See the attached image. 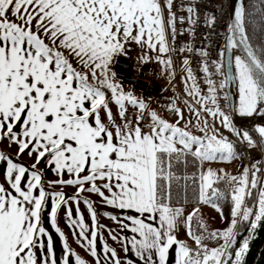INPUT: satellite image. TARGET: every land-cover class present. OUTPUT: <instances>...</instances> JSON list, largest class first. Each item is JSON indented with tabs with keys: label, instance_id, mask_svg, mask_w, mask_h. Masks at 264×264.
I'll return each mask as SVG.
<instances>
[{
	"label": "snow or ice",
	"instance_id": "1",
	"mask_svg": "<svg viewBox=\"0 0 264 264\" xmlns=\"http://www.w3.org/2000/svg\"><path fill=\"white\" fill-rule=\"evenodd\" d=\"M230 5L225 42L213 59L218 16L206 0H180L186 16H177L174 0H0V141L15 145L14 154L0 150V264H87L58 226L61 207L76 243L95 264H122L102 235L98 248L103 226L87 198L91 229L85 223L79 207L83 192L116 210L102 214L132 233L119 239L125 253L130 245L142 264H169L170 256L172 264H244L250 241L264 224V182L258 175L264 125L241 129L232 117L264 114V0H230ZM177 19L180 34H189L179 47ZM201 22L209 31L201 33L196 47L192 41ZM178 54L183 93L191 98L183 105L195 117L198 134L188 127L192 119L180 126L185 117L179 97L166 105L175 117L170 120L151 108V97L125 90L119 73L129 61L137 72L156 63L158 74L171 83ZM193 54L206 89L191 66ZM216 74L222 77L218 83ZM230 84L238 91L235 102L226 91ZM202 113L212 117L211 127L206 117L201 121ZM254 148L262 153L259 159L251 155ZM22 155L30 163L21 161ZM246 157L249 163L236 175L203 166ZM48 173L55 178L46 180ZM221 181L227 191L216 186ZM58 185L73 186L75 194L66 195ZM189 202L210 205L222 219V203H228L227 226L209 230L199 215L193 223L197 208L185 216ZM182 226L195 247L181 238ZM205 241L217 243L210 247ZM123 264L136 261L125 256Z\"/></svg>",
	"mask_w": 264,
	"mask_h": 264
},
{
	"label": "rangeland",
	"instance_id": "2",
	"mask_svg": "<svg viewBox=\"0 0 264 264\" xmlns=\"http://www.w3.org/2000/svg\"><path fill=\"white\" fill-rule=\"evenodd\" d=\"M187 25V21H185ZM169 39H170V34H169ZM224 43V38L221 41V44ZM133 64H135V61H132ZM181 63H175V75L171 83L166 79V76H161L158 74L159 70V65L156 63L152 64H145L143 67H146L148 70L154 69L156 71L150 72L149 71V76L146 79H144L145 84H138V86L134 87L131 86L130 84H127L124 82V87L125 90H127L129 87L133 88V91L136 95H141L143 94V98L145 100H148L149 97H151V100L149 101L151 108L155 109L158 111L159 114L162 116L169 118L170 120H174V114L171 111H168L166 109V105L170 102V98L176 99L179 97V99H176L177 106L182 107L183 113H184V120L180 121V126H183L185 123L188 122L189 119H192L193 123L189 124L188 127L194 132L198 134V130L193 127V124L195 123V117H190L189 116V109L183 105V100L188 99L191 102L190 97H186V95L183 93V81L181 80V76L183 75V72L180 67ZM136 70V68H135ZM143 76V75H142ZM145 76V75H144ZM144 78V77H143ZM147 86V87H146ZM147 90V91H146ZM165 90L166 97L162 98L158 96L159 91ZM237 90V88H236ZM146 91V93H145ZM238 97V91L236 93V99ZM196 107H199V105H195ZM131 111V108H129ZM255 114L262 116L264 114H261L259 112H256ZM207 118L209 122V127H211L212 124V117L207 116L206 113L201 114V121H203ZM217 127H220L219 123L217 122ZM223 131V134L226 135L225 129L221 128V132ZM245 159L241 160L239 158H234L231 161L225 162V161H211V162H205L204 163V168L211 167L214 170L219 171L220 169H223L225 173L236 175L238 172L242 169V166L245 164ZM259 177L262 182H264V170H261L259 172ZM223 188L224 189L226 186V182H223ZM217 186V185H216ZM221 188V187H220ZM89 200L92 201L93 207L96 209L97 212V222L99 225H102L103 227L99 228V231H101L104 235V240L106 243L109 245V247L114 248L116 253L119 252L118 247L116 246L115 240L112 239V235H117L118 230L116 227V222L112 221L109 217L104 216L102 213L104 211L112 212V209L109 208V206L104 205L101 201L100 198L95 195L91 194L89 197ZM185 207V216L187 215V212L191 211L193 208H197V213L194 214V220L193 222L195 223V216L199 215V217L203 220V222L207 225L208 229H222L227 226L229 219H230V208L228 203H222V209L223 213L226 208V212L224 213V219L221 218V215L219 212H217L214 208H212L210 205L205 204V203H200L198 206L194 202H189ZM84 210H86V206L84 205ZM115 214V213H113ZM110 230L112 235H110ZM106 233V234H105ZM179 234L181 238L186 239V242L191 245L192 247H195L194 241L186 236V230L182 226L179 229ZM118 238V235H117ZM243 239V238H241ZM240 239V240H241ZM222 242V241H221ZM217 243V242H216ZM216 244H209V246H215ZM239 245H237L238 247ZM169 264H172L171 258L169 261Z\"/></svg>",
	"mask_w": 264,
	"mask_h": 264
},
{
	"label": "built area",
	"instance_id": "3",
	"mask_svg": "<svg viewBox=\"0 0 264 264\" xmlns=\"http://www.w3.org/2000/svg\"><path fill=\"white\" fill-rule=\"evenodd\" d=\"M179 2H180V0H174L173 10L176 12L177 16H179V15H185L186 16L187 15L186 12H181L179 10ZM186 2H188V0H186ZM206 3L208 6V9L210 11H214L215 14L218 16L215 31L219 34L212 37L215 47H213L210 51L211 58L216 59V58H218L217 52H218L219 46L221 45V41L224 37V33L226 30L227 0H206ZM220 4H223L222 9L216 10L213 8L214 5L219 6ZM202 19H203V13H201V21H202ZM176 23H177V37H176L175 43H176L177 47H179L182 43L189 42V34L187 32H185L183 35H181L179 32L181 25H180V22L178 19H177ZM183 27L187 28L188 25H186V23H184ZM207 31H209V29L205 28L202 22L196 26V28H195V40L192 41L196 47L201 46V41L203 40L201 33L207 32ZM169 42L171 43V36H170ZM183 55H190V54L185 52ZM175 63H182V56L181 55L178 54V55H175L173 57V64H175ZM190 63H191V66L193 67V69L196 70V74L198 75V77H201V79H198V83L200 84L201 89H206V85L203 83V80H202L203 73L198 71L197 58L194 54L190 56ZM211 70L214 72V69H211ZM119 73L122 76V79L124 80L125 83L130 84L134 87L138 86V84H142V83L145 84L144 79L147 80V78L149 76V70L146 67H143L139 72H137L135 70V68L133 67L132 61L128 62V66L126 68L119 69ZM212 78L218 83L222 77L219 76L218 74H216ZM146 91H145V93H146ZM218 92H219V89H218ZM158 96L165 98L166 97L165 90L159 91ZM218 98L221 102V107H223V94L220 93ZM228 137L231 140H236V138L233 137L231 135V133L228 134ZM251 155L253 158L259 159L262 156V153L259 150L252 149ZM245 162H246V164L249 163V159L247 157L245 158ZM260 168H261V170H264V165H260Z\"/></svg>",
	"mask_w": 264,
	"mask_h": 264
},
{
	"label": "crops",
	"instance_id": "4",
	"mask_svg": "<svg viewBox=\"0 0 264 264\" xmlns=\"http://www.w3.org/2000/svg\"><path fill=\"white\" fill-rule=\"evenodd\" d=\"M0 150H4V151H7V152H10V153L14 154L15 145L8 146L6 142L0 141ZM20 160L24 161L26 163H30V161L27 159V157L23 156V155L20 157ZM54 178L55 177L51 173H48L46 175V177H45L46 180L47 179H54ZM65 178H67V177H65ZM86 187H87V185H86ZM56 188L58 190H63L66 193V195L75 194V188L73 186L58 185V186H56ZM90 195H91V193L83 192L82 196H81V202L79 204L81 213L83 215V219H84L85 223L89 226V229H91V219H90V216H89V214L87 212V209L84 210L83 199H85V198L89 199ZM70 203H71V206H72V212H73V214H75L76 204L72 203V202H70ZM109 208H111V207L109 206ZM111 209H112L113 213L116 214V210L113 209V208H111ZM63 215H64V208L61 207L59 209L57 223H58V226L60 227V229L65 233V236L67 238V242H68L69 246L78 255H80L87 262V264H95L94 259L88 254V252L81 245L76 243L75 237L73 236L72 232L70 231V229L68 228V226L65 224V222L63 220ZM45 226L50 228V226L48 224H46ZM116 227H117L118 234H119L118 238L115 240L116 246L119 249V252H117V255L121 258L122 264H123V260H124L125 256H127V257L133 259L134 261H136V264H142V262L138 261V259L135 256H133V254L131 253V251H130V247L131 246L130 245H128L129 252L125 253V251H124L125 242H123V241H121L119 239V236H121V235H126V236L130 237L132 235V233L129 230L120 229L119 225L117 223H116ZM50 231H51V229H50ZM52 235H53L54 244L56 245L57 254H59L61 246H60L59 241H58V236L54 232L52 233ZM101 235L103 236L104 234L101 231H99V229H98V234H97L98 248L100 247V236ZM103 242L106 243V241L104 240V236H103ZM103 256H104V253L101 251V257H103ZM170 258H171V261H172V257L171 256H170Z\"/></svg>",
	"mask_w": 264,
	"mask_h": 264
},
{
	"label": "trees",
	"instance_id": "5",
	"mask_svg": "<svg viewBox=\"0 0 264 264\" xmlns=\"http://www.w3.org/2000/svg\"><path fill=\"white\" fill-rule=\"evenodd\" d=\"M259 35L260 33L257 32L256 36L259 37ZM223 182L225 181H221L217 186L223 188ZM224 190L227 191V187H225ZM226 211L225 208L224 213H227ZM246 234L245 228V231L238 236L235 246L239 245V240ZM205 243L212 245L216 244V241H205ZM244 264H264V224L258 227L255 238L250 241V248L245 255Z\"/></svg>",
	"mask_w": 264,
	"mask_h": 264
},
{
	"label": "water",
	"instance_id": "6",
	"mask_svg": "<svg viewBox=\"0 0 264 264\" xmlns=\"http://www.w3.org/2000/svg\"><path fill=\"white\" fill-rule=\"evenodd\" d=\"M232 14V7L230 5V0H227V20ZM225 42V39H224ZM226 91L229 93V100L231 102H235L236 100V86L235 84H230L227 86ZM233 123L238 127L242 129H251L254 124H260L264 125V117L256 116V115H251V116H241L239 114H233Z\"/></svg>",
	"mask_w": 264,
	"mask_h": 264
}]
</instances>
